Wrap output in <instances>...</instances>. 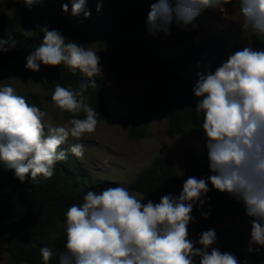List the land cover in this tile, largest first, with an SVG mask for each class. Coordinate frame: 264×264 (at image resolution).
Returning <instances> with one entry per match:
<instances>
[{"label":"clouds","instance_id":"obj_1","mask_svg":"<svg viewBox=\"0 0 264 264\" xmlns=\"http://www.w3.org/2000/svg\"><path fill=\"white\" fill-rule=\"evenodd\" d=\"M21 2L32 5L42 0ZM103 2L96 0L97 13ZM231 2L152 0L146 32L167 37L173 24L181 30L195 28L193 22L201 13L221 11ZM86 3L68 0L61 11L68 13L70 4L72 16L87 19L91 11ZM235 3L241 31L264 38V0ZM65 40L58 30L44 28L42 42L26 57L25 68L39 72L41 65L63 64L87 78V83L76 89L55 85L53 106L73 116L66 124H54L51 114L30 105L13 87L0 86V163L14 170L20 182L26 178L36 181L39 176L51 178L57 162L68 158V151L83 158L82 143L71 145L67 151L61 146L69 138L79 141L96 131L98 114L87 103L84 92L97 88L94 78L102 74L100 56L81 43ZM14 46L15 41L0 39V53ZM192 94L199 98L195 111L203 114L210 175L188 177L178 196L163 195L158 203H142L144 197L138 199L123 186L106 187L99 193L88 190L83 203L73 204L65 213L66 243L59 264H247L234 253L214 247V229L199 233L198 239L189 238L193 208L207 202L209 184L243 205L245 216L250 218L248 252L264 247V49L246 46L228 55L215 70L209 66L198 71ZM80 113L84 118H76ZM208 215L205 213L204 218ZM40 254L44 264L53 256L48 247H42Z\"/></svg>","mask_w":264,"mask_h":264},{"label":"trees","instance_id":"obj_2","mask_svg":"<svg viewBox=\"0 0 264 264\" xmlns=\"http://www.w3.org/2000/svg\"><path fill=\"white\" fill-rule=\"evenodd\" d=\"M67 2L68 0H42L32 5L14 2L9 13L0 16V39L15 41L14 47L0 53V65L20 61L25 68L26 57L42 42L44 28L56 29L66 37L65 43L76 41L84 48L107 39L110 41V48L106 53V60L117 79H123L127 73L134 72L142 65L157 69V76L141 96L135 114L119 118L122 128L127 130L130 137L144 136L150 114L159 115L166 120L167 135L179 134L188 126L202 130L203 114L195 111L199 98L192 94L197 79L177 70L172 58L157 55L145 37H123L147 17L152 0H109L103 2L99 13L95 10L96 4L87 0L86 7L91 11L87 19H83L82 15L72 16L70 4L69 12H62L61 5ZM249 41L253 48L264 49V38L249 36ZM225 43L224 37L201 38L197 43H188L185 56L192 61L204 62L222 52ZM48 68L58 75L55 83L46 86V98L50 102L57 83L73 89L78 88L79 84L87 83V78L79 70L73 73L63 64ZM94 79L97 88H87L84 95L89 106L96 110L99 119L109 115L110 93L101 78L96 76ZM16 94L42 110L36 93L28 91ZM76 118L82 119L84 114L80 113ZM182 163L181 179L165 158L154 156L148 165L134 175L127 187L158 203L163 195L178 196L188 177L206 178L210 175L205 152L187 150L182 155ZM116 186V183L109 180H93L87 169L69 155L66 160L57 162L51 178L39 176L36 181L26 178L24 182H20L15 177L14 170L0 163V241L4 244L5 251L15 262L44 264L40 249L48 247L53 252L48 264H59L66 235L65 226L59 231L56 228L58 222L65 221L66 211L73 204H82L88 190L99 193L106 187ZM208 187L210 190L206 193L207 202L193 208L194 220L190 224L195 227V239H198L199 233L214 229L217 236L214 247L234 253L241 262L264 264V247L253 253L244 251L243 233L223 225L227 216L232 214H240L249 222L250 218L245 216L243 205L228 194L212 189L211 184ZM205 213H209L206 219Z\"/></svg>","mask_w":264,"mask_h":264},{"label":"rangeland","instance_id":"obj_3","mask_svg":"<svg viewBox=\"0 0 264 264\" xmlns=\"http://www.w3.org/2000/svg\"><path fill=\"white\" fill-rule=\"evenodd\" d=\"M96 4V0H92ZM109 0H104L107 2ZM14 2L21 0H0V16L9 13ZM73 19V17H72ZM143 18L136 27L123 35L124 38L138 39L145 37L156 54L167 56L175 61V68L186 75L197 79V72L205 67L215 70L227 56L243 47L251 46L249 35L240 29V16L235 0L225 9L207 10L201 13L194 21L195 28L188 26L181 30L175 25L171 26V35L165 37L162 33L155 36L148 35ZM224 37L226 43L222 52L215 57L204 61H192L186 58L185 48L189 42L197 43L201 38ZM252 47V46H251ZM110 48V41L103 39L92 43L86 49H92L100 56L102 74L97 75L107 85L110 93L109 115L98 120L96 131L77 141L69 138L61 147L68 150L75 143H82L85 148L83 158H76L70 151L76 163L87 169L95 181L109 180L128 189L127 185L134 175L144 166L148 165L154 156H162L173 167L179 178H183L182 155L187 150L205 152L206 137L202 130L193 126L186 127L179 134L167 135L166 120L156 114L147 117L145 134L141 137H130L127 130L122 128L119 118L122 115L135 114L137 105L146 88L155 80L157 69L153 66L142 65L134 72L127 73L123 79H117L110 71L106 60V53ZM253 48V47H252ZM256 49V48H253ZM201 67L197 68L196 65ZM58 75L47 66H41L39 72L27 71L20 61H11L0 65V86L9 85L15 93L34 92L41 102L42 111L53 117L56 125L66 124L73 118L72 115L60 112L53 106L46 95V86L57 81ZM129 190V189H128ZM138 199L143 198L146 203L149 198L129 190ZM152 201V200H151ZM155 203V202H154ZM223 225L227 228L241 231L245 237L244 251L248 252L250 224L240 214L227 216ZM65 226L58 222L56 230ZM189 238L195 239V227L188 225ZM252 247H256L252 245ZM0 264H24L13 261L5 251L4 244L0 241Z\"/></svg>","mask_w":264,"mask_h":264}]
</instances>
